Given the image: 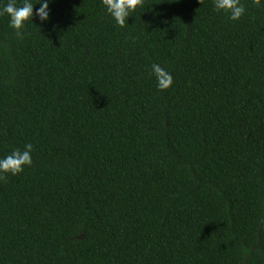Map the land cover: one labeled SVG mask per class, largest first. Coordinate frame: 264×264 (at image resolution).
<instances>
[{"label":"trees","instance_id":"obj_1","mask_svg":"<svg viewBox=\"0 0 264 264\" xmlns=\"http://www.w3.org/2000/svg\"><path fill=\"white\" fill-rule=\"evenodd\" d=\"M242 2L144 0L119 28L50 0L23 39L0 16V158L33 144L0 179V264H264V6Z\"/></svg>","mask_w":264,"mask_h":264},{"label":"clouds","instance_id":"obj_2","mask_svg":"<svg viewBox=\"0 0 264 264\" xmlns=\"http://www.w3.org/2000/svg\"><path fill=\"white\" fill-rule=\"evenodd\" d=\"M50 0H39V8L33 11L32 0H22L17 5V0H8L7 4L0 7V16L9 18V27L13 29L19 39H23L24 29L32 23L35 17L42 23L49 20L48 5ZM105 13L114 21L115 25L123 28L128 25L127 21L138 7H144V0H100ZM252 4L264 6V0H251ZM216 12L227 16L229 21L238 22L245 14V6L242 0H212ZM152 74L156 78V87L159 91L167 90L173 83L170 72H166L158 64L152 65ZM33 144L25 143L23 148H15L9 154L0 158V179L7 175L16 176L22 173L26 167H31Z\"/></svg>","mask_w":264,"mask_h":264}]
</instances>
